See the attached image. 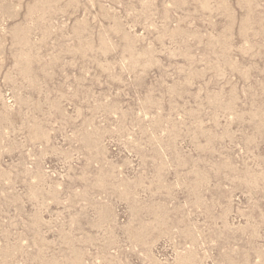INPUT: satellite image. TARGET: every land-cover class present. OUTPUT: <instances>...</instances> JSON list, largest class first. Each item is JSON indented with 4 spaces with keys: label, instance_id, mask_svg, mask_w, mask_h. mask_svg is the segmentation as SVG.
<instances>
[{
    "label": "rangeland",
    "instance_id": "rangeland-1",
    "mask_svg": "<svg viewBox=\"0 0 264 264\" xmlns=\"http://www.w3.org/2000/svg\"><path fill=\"white\" fill-rule=\"evenodd\" d=\"M0 264H264V0H0Z\"/></svg>",
    "mask_w": 264,
    "mask_h": 264
}]
</instances>
